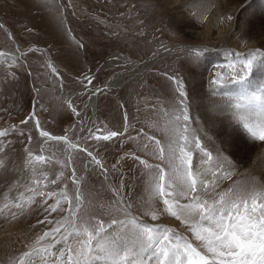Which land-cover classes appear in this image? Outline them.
<instances>
[{
    "label": "snow or ice",
    "instance_id": "snow-or-ice-1",
    "mask_svg": "<svg viewBox=\"0 0 264 264\" xmlns=\"http://www.w3.org/2000/svg\"><path fill=\"white\" fill-rule=\"evenodd\" d=\"M7 36L14 41L11 33ZM244 46L245 51L225 49V62L211 64L207 111L210 119L226 117L249 140L264 143V47L248 48L246 41ZM35 51L0 49V84L15 82L22 59ZM208 52L200 45L176 49L178 57L194 65ZM46 67L59 77L50 61ZM162 75L170 82L173 98L152 106L156 118L147 122L151 133L142 127L137 137H128L139 140L144 155L121 157L139 165L143 195L138 202L124 194L123 178L118 188L109 186L112 196L104 200L88 192L86 175L78 174L79 164L85 174L90 167L98 169L107 181L108 169L86 144L123 137L129 128L127 113L123 132L105 125L75 139L68 130L64 135L44 130L35 111L20 121L24 126L35 123L27 130L20 166L13 169L18 175L0 194V216L16 220L39 204L45 215L36 225L50 227L10 255L6 264H264V181L256 176L234 179L233 161L223 147L211 150L204 143L207 133L194 126L199 121L192 118L183 80ZM84 79L92 84V78ZM56 100L58 107L80 115L70 99ZM80 131H85L83 126ZM12 135L24 136L25 130L17 125L0 129V171L5 173L12 144L7 138ZM165 216L178 227L160 223Z\"/></svg>",
    "mask_w": 264,
    "mask_h": 264
},
{
    "label": "rangeland",
    "instance_id": "rangeland-1",
    "mask_svg": "<svg viewBox=\"0 0 264 264\" xmlns=\"http://www.w3.org/2000/svg\"><path fill=\"white\" fill-rule=\"evenodd\" d=\"M207 1L203 0L201 5L197 0L200 5H195L196 0H193L195 6L192 0L177 2L178 9L184 13L186 10L190 11L185 15H190V19L194 17L193 22L209 26L208 34L211 36L202 39L186 37L178 25L170 20L172 15L169 6L159 3V0H48L47 4L43 0H0V18L14 37L16 47L22 50L33 47L39 50L28 53L23 58L26 66L22 64L15 70V82L0 84V129L17 125L25 130L24 136L12 135L7 138L12 141L9 149L10 163L8 172L0 171V194L6 190L7 183L18 175L13 169L20 166V157L28 143L27 130L34 127V121L27 126L20 125V121L29 116L34 101L35 115L44 130L53 135H64L65 130H68L74 139L76 136L88 135V129L95 131L96 127L103 129L105 125L111 130L123 132L127 113L129 128L123 137L98 143L89 140L86 144L108 169L107 181L98 169L90 167L85 174L79 164L78 174L86 175V190L104 200L112 196L109 186L118 188L123 178L124 194L133 202H138L143 195L139 165L130 158L121 157L132 152L144 155L139 140H130L128 137H137V132L142 127L151 133L147 122L156 118L152 106L159 107L162 102L172 100V87L163 73L175 74L183 80L190 95L192 118L199 121L194 126L202 127L207 133L206 136L203 133L201 135L211 150H215L217 146L224 147L225 154L233 161V170L236 172L234 179L246 180L249 176H256L264 181V173L258 172L257 165H240L230 148L224 146L218 135L204 123L194 106V91L190 82L198 71L197 74L209 90V80L213 72L211 64L225 62V49L245 51V41L248 48L264 47V2L253 4L245 14L252 19V33L239 32L230 37L225 36V31L231 21L224 18L232 17L230 3L236 4L242 0H225V3L223 0H212V3ZM179 2L185 5L189 2L193 9L189 10L188 4L180 6ZM214 4H217V8ZM198 6L210 10L206 8L207 10L198 13L203 10ZM213 32H219L222 39L213 37ZM14 41L8 39L4 28L0 29V49L14 51ZM79 44L83 47H79ZM186 45L206 46L213 49V52H208L198 65H194L178 57L176 53V49ZM165 48L169 51H165ZM162 52L166 54L150 67L126 80L120 88L105 85L108 76L131 70L135 63L138 68ZM48 61L57 68L59 77L51 74V70L46 67ZM26 69L31 72L33 90H39V95L34 91L33 99ZM85 77L92 78V84L88 85ZM97 89L101 91L96 94L95 110H91L87 99ZM56 97L70 99L80 115H74L66 106L58 107ZM104 100H109L108 108L111 107L112 110L103 115L100 112L101 106L98 111V104ZM81 126L85 129L84 132L80 131ZM34 137H38V133H34ZM36 146L37 140L34 139L32 147ZM113 165L118 170L114 171ZM224 186H227V182ZM137 214H140L139 207ZM44 215L42 207L36 204L31 211L16 220L0 216V264H6L10 255L23 250L24 244L34 238L35 234L50 227L36 225V221L43 219ZM159 222L178 227V222L170 217H162ZM33 225L36 227H32Z\"/></svg>",
    "mask_w": 264,
    "mask_h": 264
},
{
    "label": "bare ground",
    "instance_id": "bare-ground-1",
    "mask_svg": "<svg viewBox=\"0 0 264 264\" xmlns=\"http://www.w3.org/2000/svg\"><path fill=\"white\" fill-rule=\"evenodd\" d=\"M159 1H160L159 3L162 2V3H165V5L169 6V9L171 11L170 13L172 15V19H170V20H173L178 25V28L186 35V37L190 36V37H194V38H202L203 39V38L207 37L208 35H210V34H208L209 30H210L209 26L201 25L200 23L198 25L196 22H193V21H195L193 16H192L193 19L189 18L190 15L188 17L186 16L187 15L186 13L190 12V11H187L185 9L186 11L184 13L181 9H178V7H179V5L177 3L178 0H159ZM198 1L202 5L203 0H198ZM223 1L225 3V0H223ZM189 2L186 3V5L187 4L190 5ZM207 2L212 3V0H208ZM257 2H264V0H242L240 2H237L236 4H234V3H230V5L228 4L229 7H231L233 10L230 8L232 10V20L230 22V26L228 25L229 27L225 31V36L229 35L231 37L232 34L237 35L239 32H243V33L247 32L248 34L252 33L250 31L251 29L254 28L253 25H252L253 28L251 27V23H250V21L252 19L249 18V15H245V14L248 12L249 8L252 7V5L257 3ZM192 3H193V0H192ZM194 3H195V1H194ZM194 3H193V6L200 5L197 3V0H196L195 5H194ZM181 4L182 5L184 4V6H186L185 3H180V6H181ZM210 5H207V6L210 7ZM214 5H215L214 7H216L217 4H214ZM191 6L192 5L189 6L190 9L187 7H185V8L191 10V8L193 9V6L192 7ZM198 7H195V9L196 8L198 9ZM203 7H201V8L203 9ZM201 8L199 7V9H201ZM206 8L207 7H205V9ZM205 9L199 10V12L198 11H196V12L201 13V11H204ZM207 9H209V8H207ZM211 9H213V7ZM220 12H222V11H220ZM191 14H192V12H191ZM205 14H206V12H205ZM195 16H196V14H195ZM196 20H198V19L196 18ZM171 23H173V22H171ZM0 24L4 25L1 18H0ZM4 29L6 30V33H10V30L6 26H4ZM219 35H220L219 32H215L213 34V37H216V38L220 37V39H222L221 35L220 36ZM225 38H227V37H225ZM251 39L254 40V37L251 36ZM13 46H14L13 49L15 50V48H16L15 41H14ZM208 49H209V52H213V49H210V48H208ZM164 54H166V52L159 53L158 55L149 59L147 62L143 63L138 68L136 67L137 64L135 63L134 66H132L131 70H128L124 73H115L111 76H108L105 79V81H106L105 85L112 87V88H120L126 82V80L132 78L137 72H140V71L150 67L158 59H160L162 56H164ZM22 64H23V66H26L24 59H22ZM197 72L195 73L194 77H192L193 79H190V82H191V86L193 87V88L191 87V89H193V91H194V94L192 93L194 95V103H195L194 106H195V108H197V111L200 113L204 123L208 127H211L210 129H212L215 132V134L218 135L219 141L221 143H223L224 146L226 145L230 148V150L234 153L235 158L236 157L238 158L240 165L241 164L243 166H248V165L256 166L257 165L256 169L258 170V172L264 173V143L254 142V144H253V141L249 140L247 138L246 134L241 129H239L238 127H236L234 125H230L229 121L226 117L215 116V117L210 119L211 114L207 111V108L210 105V101H211V98L209 96V90L205 86V83L202 82V79L200 78L199 74H197ZM26 73H27V81H28L30 93H31V99H33L34 91H33V87L30 86V76L28 74L27 69H26ZM4 95L7 96V93H4ZM96 96L97 95H91L87 99L88 106L91 110H95V108H96V105H97V97ZM36 118H37V116H36ZM223 149H224V147H223ZM232 157H234L233 154H232Z\"/></svg>",
    "mask_w": 264,
    "mask_h": 264
},
{
    "label": "crops",
    "instance_id": "crops-1",
    "mask_svg": "<svg viewBox=\"0 0 264 264\" xmlns=\"http://www.w3.org/2000/svg\"><path fill=\"white\" fill-rule=\"evenodd\" d=\"M26 63V62H25ZM105 84H106V81H105ZM111 100V99H110ZM99 106H101V108H100V112H103V115L106 113V111H109V110H112V108L110 107V108H108V106H110L109 105V100H104V101H102V102H100L99 104H98V111H99ZM123 119V117L121 118V125H122V120Z\"/></svg>",
    "mask_w": 264,
    "mask_h": 264
},
{
    "label": "water",
    "instance_id": "water-1",
    "mask_svg": "<svg viewBox=\"0 0 264 264\" xmlns=\"http://www.w3.org/2000/svg\"><path fill=\"white\" fill-rule=\"evenodd\" d=\"M26 65V64H25ZM28 74H29V71H28ZM30 76V75H29ZM30 86L32 87V83L30 81ZM34 91V90H33ZM34 111V103L32 102V105H31V113ZM35 123V121H34Z\"/></svg>",
    "mask_w": 264,
    "mask_h": 264
}]
</instances>
